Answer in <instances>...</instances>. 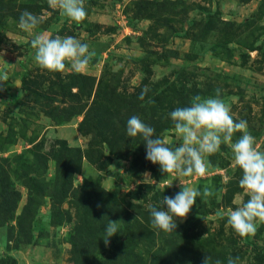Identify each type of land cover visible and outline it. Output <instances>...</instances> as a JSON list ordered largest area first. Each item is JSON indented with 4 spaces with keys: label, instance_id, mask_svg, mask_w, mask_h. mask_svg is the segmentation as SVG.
<instances>
[{
    "label": "rangeland",
    "instance_id": "obj_1",
    "mask_svg": "<svg viewBox=\"0 0 264 264\" xmlns=\"http://www.w3.org/2000/svg\"><path fill=\"white\" fill-rule=\"evenodd\" d=\"M4 3L8 9L0 26V76L6 72L8 78L0 82V190L3 179L11 181L16 208L12 218L0 222V264H79L84 253L93 264H203L206 256L210 264H227L230 256L238 257V264H264V224L254 236L240 237L217 215L249 198L239 186L242 170L229 145L222 144L208 157L212 168L206 177L166 175L145 158L143 139L129 137L124 125L134 112L170 147H177L182 139L169 113L189 105L185 88L194 85L192 97L205 98L219 89L234 119L247 121L256 147L264 151V0H85L87 17L79 23L50 7L48 0ZM24 10L41 19L31 32L18 26ZM219 19L234 22L241 41L249 44L228 43L231 57L217 56L222 36L207 30L209 21ZM37 34L70 35L87 43L95 52L88 70L76 73L67 62L63 72L40 67L30 43ZM70 75L78 80L91 76L93 88L65 85L63 90L73 93L64 96L59 84H66ZM104 75L117 91V96L109 95L112 104L97 94L109 91L99 86ZM145 86L147 96L131 108L134 94ZM66 147L83 154L73 182L77 196L72 190L55 202L49 194L34 200V215L21 222L31 196L22 174L27 169L30 173L40 159L48 165L45 177L52 179L55 159ZM86 177L100 180L102 198L84 202L89 196L82 188ZM181 183L201 189L207 184L214 195L198 197L186 218H174L175 232L153 228V240L120 245L124 228H133L134 220L151 223L149 207H163V197L181 191ZM77 197L84 200L80 214ZM108 197L119 203L129 223L105 203ZM109 220L120 221L119 232L106 246ZM82 234L92 240L86 252Z\"/></svg>",
    "mask_w": 264,
    "mask_h": 264
},
{
    "label": "clouds",
    "instance_id": "obj_2",
    "mask_svg": "<svg viewBox=\"0 0 264 264\" xmlns=\"http://www.w3.org/2000/svg\"><path fill=\"white\" fill-rule=\"evenodd\" d=\"M48 4L61 10L63 16L78 23L87 17L85 0H48ZM40 23L41 19L37 15L24 10L19 16L18 26L23 31L31 32ZM30 43L35 50L34 61L52 72H63L66 62L74 72H85L95 56V52L90 50L87 43H82L80 39L70 35H57L53 38L37 34ZM0 59H3V54H0ZM7 78L5 72L0 76V82L6 81ZM149 91L145 86L138 99L144 100ZM148 102L153 103L151 100ZM169 116L173 121L175 133L182 139V143L177 147H170L167 140L157 135L156 129L138 115H132L127 120L126 133L129 137L139 135L143 139L146 147L145 158L153 164H158L162 173L185 178L206 177L212 168L208 157L218 153L222 144L229 145L235 165L242 170L239 186L249 198L235 209L221 210L217 215L221 219L226 218L227 224L240 237L254 236L258 225L264 224V151L256 147L255 137L248 130L247 121L234 119L231 105L221 97L219 89L216 90L215 96L191 97L189 105L175 108ZM236 133L241 135L233 140ZM111 167L115 169L114 166ZM181 185L182 190L174 196L163 197V207H149L154 229L166 233L175 232L178 224L174 218H186L198 197L203 199L214 195L212 188L207 184L202 189L198 186ZM119 222L109 220L103 238L106 246L110 242L109 238L119 232ZM210 260L211 258L206 256L203 264H210ZM238 260V257L230 256L227 264H238ZM215 264L222 262L217 260Z\"/></svg>",
    "mask_w": 264,
    "mask_h": 264
},
{
    "label": "trees",
    "instance_id": "obj_3",
    "mask_svg": "<svg viewBox=\"0 0 264 264\" xmlns=\"http://www.w3.org/2000/svg\"><path fill=\"white\" fill-rule=\"evenodd\" d=\"M5 0H0V26L1 22L4 18L5 12L4 8L7 10V6L4 3ZM156 2V1H153ZM170 4V3H169ZM169 4L166 9L170 10ZM264 6V5H261ZM171 7V6H170ZM263 14V13H261ZM224 24L222 27L221 25ZM234 22L228 21V20H222L219 19V21H209L207 24L208 29L207 30H218L221 34V39L217 42V50L215 53L217 56H220L221 58L224 57L223 55H228L229 57L233 56L232 50H230L227 46L228 43L236 40L239 42L241 46H248L249 44H244L241 41V34L239 31L234 30ZM228 58V57H226ZM113 73H110L112 75ZM115 75V74H113ZM111 78L108 81V77L104 75L99 82V86L108 90L109 88V82H111ZM61 82H63L61 80ZM61 82L59 84V90L62 91L64 89L65 85H70L72 87H77L79 86L81 89H84L86 87H91L93 88V85L95 83V79L92 78L91 76H81L79 77V80L77 77H74L73 75H70L69 79L67 80L66 84L63 86L61 85ZM194 85L190 86L187 92V97L191 99L192 93L191 90L194 89ZM208 88V86H206ZM54 90V89H53ZM201 91V90H200ZM63 95L67 96L70 95L69 93H73L72 90L70 89L68 92L66 90H63ZM76 102L78 105V97L80 94L76 93ZM99 97H102V100L106 102L107 104H112V101H110L109 95H114L117 96V91L116 89L109 88V91L107 93H104L101 95V92H97ZM73 96V95H72ZM71 96V97H72ZM108 98L109 100H105L104 97ZM138 94H134V99L131 102V108L137 103L141 102V100L138 99ZM134 114L132 112L131 116ZM130 116V117H131ZM127 122H124V125L126 126ZM256 132V133H255ZM254 134H257V131H253ZM82 158L83 154L80 150L78 149H72L66 147V150H63L62 153L55 159L56 163V175L52 179H48L45 177V173L47 172L48 165L46 161L44 160H38L34 167L31 168V172H28V169L22 176H24V184L28 187L29 192L31 193L29 203L25 206L23 213H21L20 221L26 219H30L34 214L33 211L36 207V203L32 204V202L43 200L45 195L49 194L54 198L55 200L58 201L60 200L61 197L65 196L66 194L70 193L72 190L75 191L76 196H77V188L73 186L74 178L77 173H79L82 169ZM11 181L3 179L2 183V189L0 190V222H5L6 220L12 218L14 216V211L16 208V198L15 200L11 197L15 191H10L11 187ZM4 187V188H3ZM83 190L84 194L88 193V198L86 201L81 200L80 197H77L76 199H79L80 201L77 202L74 200V204L78 208V214H80V211L82 208H84V205L81 201L84 202H90L89 200L102 198V187H101V182L99 179H93L91 177H86L84 179L83 183ZM15 190V189H14ZM17 190V189H16ZM18 192V190H17ZM34 194V197H32ZM18 195V193H17ZM17 197V196H16ZM106 204H110L111 206H114L116 209L117 214L121 217L122 220L127 221L125 218L126 213L124 211L119 210V203L115 201L114 199L111 198H103ZM102 202V201H101ZM103 203V202H102ZM117 206V207H116ZM84 211V209H83ZM129 223V222H128ZM125 232L123 237L120 239V245L123 244H133L134 242L140 241V240H153L156 235L155 231L151 225V223L148 224H139L138 221L134 220L133 228L132 227H126L124 228ZM82 241V243L85 246L84 252H86V245H88V241L84 238V235L82 234V239H79ZM74 242V240H71ZM90 240V244H91ZM89 244V245H90ZM81 253H83L81 251ZM79 264H93L91 260V256L88 253H84L81 257V261ZM107 264V263H106Z\"/></svg>",
    "mask_w": 264,
    "mask_h": 264
}]
</instances>
